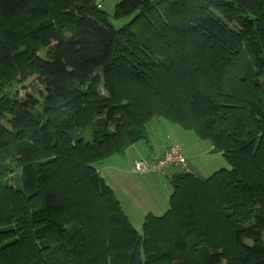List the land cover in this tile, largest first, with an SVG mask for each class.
<instances>
[{
	"label": "trees",
	"instance_id": "obj_1",
	"mask_svg": "<svg viewBox=\"0 0 264 264\" xmlns=\"http://www.w3.org/2000/svg\"><path fill=\"white\" fill-rule=\"evenodd\" d=\"M99 1L0 0V264H264V0ZM160 119L229 168L139 233L98 166Z\"/></svg>",
	"mask_w": 264,
	"mask_h": 264
},
{
	"label": "rangeland",
	"instance_id": "obj_2",
	"mask_svg": "<svg viewBox=\"0 0 264 264\" xmlns=\"http://www.w3.org/2000/svg\"><path fill=\"white\" fill-rule=\"evenodd\" d=\"M120 0H100L99 3L102 6V9L109 15L111 22L114 24L116 28H119L122 26L126 20H120L115 21L113 20V11L116 4H118ZM45 50L41 49L39 51L40 56H44ZM35 82H27L24 84L25 89H22L20 86H15L14 90L18 91L19 96L24 95V93H33V89H36V87H39L37 84H34ZM40 88V87H39ZM160 122V123H159ZM161 123H164L169 127V129L174 130H168L172 132V135L169 137L168 140H170L171 143L179 144L181 147V150L183 154L186 155V167L185 169L178 168H172L174 171H187L188 169L190 172L194 173L200 178H207L210 175H212L214 172L220 170V169H228L229 166L225 159L220 154H214L211 152L210 143L207 141H202L198 139L194 133L192 132H186L183 130L180 126L174 125L171 123H168L164 120H154L148 128V134L149 131L153 128V130L157 128V125ZM152 130V131H153ZM151 135V133H150ZM162 133L157 132L155 133L156 138L160 139ZM85 139H90V133L85 132ZM138 143H143V141H140ZM139 154L131 149L126 150L124 157L120 160V168H131L135 172H137L134 169L133 160L136 156ZM120 159V157H117ZM136 162V161H135ZM188 165V166H187ZM189 167V168H188ZM170 169V168H169ZM17 172H14L11 174L12 178L17 182ZM149 178L152 179V184H155V196L152 193V188L148 189L151 194L146 195V197H142L137 200H132L129 196L130 201L125 199L124 196L122 198L119 196L120 205L125 212L126 216L129 219L130 224L132 227L141 233L142 231V224L144 221L145 216L143 215V211H150L151 213L159 214V212H162V210L168 209L169 205V194L171 195L173 190L168 182V179L165 177H160L156 175H149ZM171 179V178H170ZM13 184V182H12ZM207 208L204 205L203 210L201 211V218L205 221ZM149 214V213H148ZM151 215V214H150Z\"/></svg>",
	"mask_w": 264,
	"mask_h": 264
},
{
	"label": "crops",
	"instance_id": "obj_3",
	"mask_svg": "<svg viewBox=\"0 0 264 264\" xmlns=\"http://www.w3.org/2000/svg\"><path fill=\"white\" fill-rule=\"evenodd\" d=\"M152 130L153 128L149 131L151 135L150 133L148 134V142H143L141 144L136 143L129 148L139 154L134 158L133 160L134 162L138 160L154 159L160 156L165 151L167 145L171 144L170 140L168 139L172 135V132L168 130H174V129H169L167 125L161 123L157 125L156 130L155 129L153 131ZM160 131L162 135L160 139H158L156 138L155 133ZM209 149L210 150L212 149L211 146ZM184 156L185 158H187L185 154ZM123 157L124 155L120 156V159L117 157H111L98 166L99 174L102 176L105 182L112 188L119 203H121L119 200V196L122 198V196L125 197L127 195L132 200L140 199L143 196L146 197V195L151 194V192L148 190L150 188H152V193L155 196V190H154L155 184H152L153 180L149 178L150 174H140L135 172L131 168H120L119 162ZM172 168L167 169L163 174L156 176H160L162 178L165 177L168 179V182L170 183V178L172 177V175H174L177 172H180V171H174V169ZM129 197H125V199L130 201ZM166 211L167 209L166 210L164 209L162 210V212H159V214H155V215L150 211H143V215L146 216L149 213L154 216H162Z\"/></svg>",
	"mask_w": 264,
	"mask_h": 264
},
{
	"label": "built area",
	"instance_id": "obj_4",
	"mask_svg": "<svg viewBox=\"0 0 264 264\" xmlns=\"http://www.w3.org/2000/svg\"><path fill=\"white\" fill-rule=\"evenodd\" d=\"M171 167H180L181 169L186 167V158L180 145L176 143L167 145L162 156L157 158L152 164H147L144 161L134 162V169L140 174L160 175Z\"/></svg>",
	"mask_w": 264,
	"mask_h": 264
}]
</instances>
